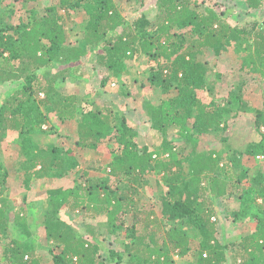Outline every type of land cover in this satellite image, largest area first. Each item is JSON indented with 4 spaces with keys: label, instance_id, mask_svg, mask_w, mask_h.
<instances>
[{
    "label": "trees",
    "instance_id": "obj_1",
    "mask_svg": "<svg viewBox=\"0 0 264 264\" xmlns=\"http://www.w3.org/2000/svg\"><path fill=\"white\" fill-rule=\"evenodd\" d=\"M246 1L252 9L260 7L258 0ZM58 2V6L47 8L44 15L35 16L31 25H23L14 35L0 26V86L10 87L0 98V133L19 136V144L29 156L24 180L29 188L34 178L59 180L79 169L80 162L74 152L51 144L38 145L32 138L36 134H48L43 128L51 114L61 123L81 117L80 148L99 152L107 140L115 143L110 176L117 178V187H111L108 179L95 182L83 172L82 182L76 188L54 187L46 192L47 240L53 249L60 251L51 250L53 263L112 264L122 260L126 264H177L175 256L184 257L190 252V235L194 234L200 240L196 264H225L228 255L234 261L242 257V264H264V173L259 171L251 180L252 194L246 196L239 212L233 211V220L238 221L250 215L253 205L256 207L250 222L252 233L237 240L238 244L220 242L216 204L236 197L238 192H232L233 188L241 190L232 170L241 169L242 160L238 155L225 164L221 153L198 150L201 136L226 129L230 103L236 94L223 106L200 98V94L213 92L215 85L208 78L207 64L199 56L205 50L220 56L234 48L243 55V72L264 77V28L230 25L215 10L199 9L194 0H158V20L152 24L146 15L128 22L115 0ZM59 8L87 14L89 20L82 45L67 44ZM93 55L116 79L129 73L128 60L145 55L155 62L150 83L163 94H170L172 89L177 94L157 104L147 101L146 116L151 128L161 136L166 137L167 131L174 128L178 138L189 144L191 153L185 161L169 142L155 151L141 149L138 133L121 114L109 107L100 111L82 109V99L77 94L62 91L68 80L79 84L75 70ZM241 105L244 106L242 102ZM254 112L257 125L263 127L264 112ZM258 154H264V147L248 151L250 156ZM158 169L166 188L160 197L161 224L157 219H140L147 212L138 206L137 198L138 185L145 173ZM7 178L8 172L0 164L2 260L5 264H43L42 256L28 242L17 237L9 240L13 206L6 196ZM241 196L244 198L245 192ZM250 197L252 202L248 203ZM80 211L92 219L104 218L105 223L99 229H105L106 237L124 232L126 235L121 240L124 251L109 250L107 258L98 262L100 239L94 241L98 230L85 223L86 232L79 235L69 221L68 213ZM130 215L133 222L129 224ZM15 219L28 232L26 219L20 212L15 214ZM151 224L164 232L161 239L158 232H149Z\"/></svg>",
    "mask_w": 264,
    "mask_h": 264
},
{
    "label": "rangeland",
    "instance_id": "obj_2",
    "mask_svg": "<svg viewBox=\"0 0 264 264\" xmlns=\"http://www.w3.org/2000/svg\"><path fill=\"white\" fill-rule=\"evenodd\" d=\"M194 1L197 2L198 8L201 10L203 8L215 10L223 21L230 25L244 29L254 26L256 29L264 28V0H258L260 3L258 9H252L246 0ZM115 3L128 22H133L142 15H146L151 24L158 20V0H115ZM58 5V0H2L0 2V26L6 27L9 33L14 35L15 31L23 25H31L35 16L44 15L47 8ZM59 12L63 16L67 44L70 46L82 45L89 20L87 14L81 10L67 12L60 8ZM11 26L14 29H10ZM191 40L192 37H190ZM199 58L207 64L208 78L215 85L213 92L200 94L203 101H213L217 105L223 106L228 103L229 97L236 93L233 95V103H230L231 114L226 129L216 134L201 136L198 150L207 153L211 151L221 153L225 164L229 162L230 158L241 156L242 168H233L234 170H232L233 179L240 185L241 190L233 188L232 192H238L236 197L228 199L226 202H217L218 219H215L218 223L217 236L220 242L238 244L237 240L252 233L253 225L250 222L256 207L253 205L250 215L238 221L233 220V211L239 212L246 196L252 194L251 180L259 171L264 173V154L248 155V151L251 149L255 150L257 146L264 147V126L257 125L254 112V110L264 112V77L243 72L241 70L243 55L237 54L234 48H229L220 56H215L212 51L205 50ZM154 63L145 55L128 60L126 67L129 73L116 79L98 63L96 56L93 55L85 59L75 70L79 84L76 85L73 81L68 80L62 91L66 94H77L82 99L80 100L82 109L100 111L109 107L121 114L126 119L128 126L138 133L137 142L141 149L147 148L149 151H155L163 147V143L169 142L173 151L185 161L184 158L191 153L189 144L178 138L174 128L167 131L166 137L165 135L161 136L151 128V122L146 116L145 103L147 101L157 104L163 99L177 94L173 89L170 94H163L160 89L150 83L149 76L152 67L155 66ZM8 88L10 87L7 85L0 86V98ZM241 102L244 106L241 105ZM80 120L81 117H78L76 120L61 123L55 115L51 114L49 123L43 128L48 134H36L32 138L35 144H51L74 152L80 162L79 169L59 180L34 178L29 184V188L24 183L26 162L29 156L19 144V136H5L3 132L0 133V164L8 172L6 196L13 206L10 214L9 240L12 237H17V239L20 238L26 243L28 242L34 247L35 253L42 256L43 264H54L50 254L51 250L54 253L60 252L53 249L51 242L47 240L44 223L47 208L46 192L54 187L76 188L82 182L83 172L87 173L89 178L95 182L108 179L111 187H117V178L110 176L111 164L114 161L112 150L115 143L107 140L102 144V149L99 152L80 148L78 146ZM257 156H261L262 160H257ZM184 168H187V164ZM162 178L163 174L159 169L150 170L145 173L143 180L138 185L140 186L137 197L139 199L138 206L147 212L140 218L142 221L149 218V221L157 219L158 224L163 222L160 197L165 193L166 188L162 184ZM236 178H240V182L236 181ZM227 181L232 184L230 180ZM244 192L245 196L242 198L241 195ZM206 198L204 196V199ZM251 202L250 197L248 203ZM18 212L26 219L28 230L26 233L18 226L15 219V214ZM87 216L89 215L83 211L75 214L68 213L69 221L79 235L85 234V223L91 224L95 230H98V235L94 238L95 242L100 239L98 262L107 258L109 250L124 251L125 245L121 243L126 235L124 232L115 235L109 234L106 237L104 236L105 229H99V226H103L105 223L104 218L92 219ZM127 221L129 224L132 223L133 217L128 216ZM149 232H158L160 239L164 234V232L158 231V225L153 224L149 225ZM190 238L191 250L184 257L175 256L177 264L197 263L200 240L194 234H191ZM229 256H227L225 264L243 263L242 257H238L234 261ZM0 264H5L2 260L1 249ZM112 264H126V261L118 260Z\"/></svg>",
    "mask_w": 264,
    "mask_h": 264
},
{
    "label": "built area",
    "instance_id": "obj_3",
    "mask_svg": "<svg viewBox=\"0 0 264 264\" xmlns=\"http://www.w3.org/2000/svg\"><path fill=\"white\" fill-rule=\"evenodd\" d=\"M257 160H262V157L261 156H257Z\"/></svg>",
    "mask_w": 264,
    "mask_h": 264
}]
</instances>
